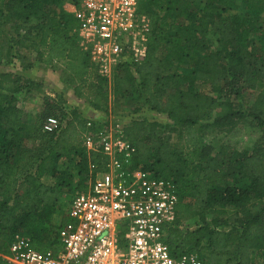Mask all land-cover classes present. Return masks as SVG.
Segmentation results:
<instances>
[{"label": "trees", "instance_id": "1", "mask_svg": "<svg viewBox=\"0 0 264 264\" xmlns=\"http://www.w3.org/2000/svg\"><path fill=\"white\" fill-rule=\"evenodd\" d=\"M238 1L140 0L150 27L146 56L117 69L108 82L76 42L77 19L64 9L76 0H0V64L31 52L38 63L60 64L73 93L96 110L107 109L109 90L115 99H142L170 119H133L123 136L134 147L131 168L162 176L178 195L164 236L170 255L195 252L203 264H264V0ZM32 84L0 71V92ZM11 99H0V264L14 234L27 235L37 251L59 252L57 233L69 217L59 210L58 194L71 187L74 171L75 187L85 189L101 163L98 151L81 145L86 118L75 109L58 132H48V97L31 113ZM209 111L212 118L203 121ZM243 117L261 128L250 149L198 141ZM174 134H181L182 145L171 146ZM69 154L75 162L61 166ZM252 200L260 203L255 211ZM226 209L233 210L231 220ZM187 216L195 221L184 228Z\"/></svg>", "mask_w": 264, "mask_h": 264}, {"label": "built area", "instance_id": "2", "mask_svg": "<svg viewBox=\"0 0 264 264\" xmlns=\"http://www.w3.org/2000/svg\"><path fill=\"white\" fill-rule=\"evenodd\" d=\"M64 9L77 19L78 46L108 82L117 69L146 56L150 27L138 0H76ZM102 117L86 118L81 145L98 151L101 163L68 203L69 220L57 233L62 249L40 252L31 248L27 235L14 234L4 263L203 264L195 252L170 255L164 236L175 219L178 195L162 176L131 168L134 147L123 127ZM63 124L48 116L43 129L58 132Z\"/></svg>", "mask_w": 264, "mask_h": 264}, {"label": "rangeland", "instance_id": "3", "mask_svg": "<svg viewBox=\"0 0 264 264\" xmlns=\"http://www.w3.org/2000/svg\"><path fill=\"white\" fill-rule=\"evenodd\" d=\"M236 5L239 4L238 0H233ZM140 0H138V3ZM138 11H141V5H138ZM8 60L3 65H0V70H5L7 72H15L18 75V71L22 70L24 72V65L34 66L37 68L38 73L35 79H30L32 85L23 87L18 92L14 93H3L0 92V99L7 97L8 99L12 97V101L16 105L24 107L26 112H34L35 109L40 108L42 105V100L44 97H48L53 104L51 116H55L64 123L67 118L69 111L73 110V102H75L76 94L73 93L72 85L66 82L67 73L63 70L62 66L54 64L53 66L43 65L38 63L34 58L33 53L29 52L27 57H17V58H7ZM22 67V68H21ZM14 73V74H15ZM22 75V74H21ZM24 76V75H23ZM25 77V76H24ZM62 86V87H61ZM82 89V88H81ZM84 89V88H83ZM82 89V90H83ZM85 91V89L83 90ZM245 97V95H244ZM251 98V97H250ZM81 101L86 102V100L80 97ZM82 102V103H83ZM107 109L102 111V116L108 118L110 121L117 123L118 125L124 127L130 123L133 119H146L148 121H170L163 113H157L148 108L146 104L143 103L142 99L138 100V103L128 102L123 99H115V96L108 90L107 94ZM139 105V110L133 111V107ZM101 112V111H100ZM213 116V111H209L202 116V120H209ZM261 128L257 125L256 121L251 117L243 118H233L229 124H225L218 128H215L207 134H203L198 137L200 143H211L219 144L220 142H228L231 144L235 151L242 149H250L255 143L256 138L260 135ZM171 146H180L183 144V137L181 134H174L169 140ZM74 157L70 156L66 160L62 161L65 164H72L74 162ZM77 172H72V177L77 179ZM50 176L44 177L43 181L50 179ZM52 179V178H51ZM54 179V178H53ZM77 188L75 185L71 187H66L60 191L58 194V201L60 202L59 210L66 211L68 203L71 197L76 193ZM260 203L256 200H252L249 208L251 211L257 210ZM214 212V211H213ZM208 214L212 213L210 209ZM229 220L233 218V210L226 209L224 214ZM60 213L54 215V220L59 221ZM195 219L194 216H187L182 218L181 226L184 228L192 227Z\"/></svg>", "mask_w": 264, "mask_h": 264}, {"label": "crops", "instance_id": "4", "mask_svg": "<svg viewBox=\"0 0 264 264\" xmlns=\"http://www.w3.org/2000/svg\"><path fill=\"white\" fill-rule=\"evenodd\" d=\"M0 65H3L2 63L0 64ZM44 65V64H43ZM57 65H60V64H58L57 63ZM22 68V67H21ZM25 70H24V72H22V70H19L18 71V74H22V75H24L25 76V78H28V79H35L37 76V74L39 73V72H37V68H34V66H29V67H26V68H24ZM0 71H5V70H0ZM13 73H15V72H13ZM15 74H17V73H15ZM40 75H41V72L39 73ZM62 87V86H61ZM76 97H78L77 95H76ZM75 102H73V106H72V109L74 110H76L80 115H82L83 117H85V118H87V117H89V116H94V117H101L102 116V111L100 112V110H96V109H94V107L92 106V105H90V103H88L87 101L86 102H83V101H81V99H80V97H78V98H75ZM83 102V103H82ZM103 118V117H102ZM81 140H82V133H81ZM70 156H72V157H74V155H72V154H69V156L68 157H70ZM67 157V158H68ZM66 158V159H67ZM75 158V157H74ZM65 159V160H66ZM76 159V158H75ZM75 159H74V162H75ZM64 161V160H63ZM60 163V165L62 164V160L59 162ZM75 172V171H74ZM44 177H47V176H43V178H42V180L44 179ZM51 177V176H50ZM52 178V177H51ZM47 179V181H44L45 183H48V184H52L53 182H54V179L52 178V179ZM78 178H79V175L77 176V179H74V177L72 178V185H76V183H77V181H78ZM85 183V182H84ZM71 185V186H72Z\"/></svg>", "mask_w": 264, "mask_h": 264}]
</instances>
